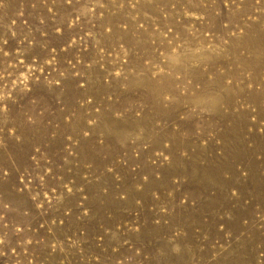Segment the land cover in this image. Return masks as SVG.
Wrapping results in <instances>:
<instances>
[{
    "label": "rangeland",
    "instance_id": "rangeland-1",
    "mask_svg": "<svg viewBox=\"0 0 264 264\" xmlns=\"http://www.w3.org/2000/svg\"><path fill=\"white\" fill-rule=\"evenodd\" d=\"M0 264H264V0H0Z\"/></svg>",
    "mask_w": 264,
    "mask_h": 264
},
{
    "label": "bare ground",
    "instance_id": "bare-ground-1",
    "mask_svg": "<svg viewBox=\"0 0 264 264\" xmlns=\"http://www.w3.org/2000/svg\"><path fill=\"white\" fill-rule=\"evenodd\" d=\"M156 230V229H155ZM156 232V231H155ZM154 233V232H153ZM157 235V234H156ZM146 236V235H145ZM153 236V235H152ZM144 237V236H143ZM149 237V236H148ZM163 244V243H162ZM161 245V244H160Z\"/></svg>",
    "mask_w": 264,
    "mask_h": 264
}]
</instances>
